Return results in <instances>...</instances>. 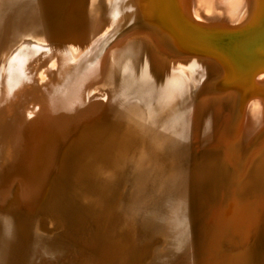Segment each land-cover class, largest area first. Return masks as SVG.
<instances>
[{
    "label": "bare ground",
    "instance_id": "obj_1",
    "mask_svg": "<svg viewBox=\"0 0 264 264\" xmlns=\"http://www.w3.org/2000/svg\"><path fill=\"white\" fill-rule=\"evenodd\" d=\"M111 2L113 0H0V85L9 79L16 59L15 53L19 49H42L41 45L77 39L81 34L90 35L100 29H113L116 22L117 25L124 23L128 18L127 13L130 14L131 11L123 13L120 23L114 22L116 6L115 1L113 5ZM223 2L224 0H131L132 7L128 10H133L136 15L155 24L165 21L167 9L172 10L174 6L181 7L185 13L191 11L198 20L204 17L203 13H212L216 10V5ZM260 11L259 17H256L250 27L230 33V41H235L232 52H224L227 44H213L225 54L224 60L236 64L242 74L248 73L246 91L250 88L252 92L258 90L255 83L261 85L264 82V6ZM223 21L225 19L221 22ZM165 30L163 26L159 29L161 32ZM151 31L141 32L143 34L136 39L137 47L145 49L144 60L149 65L143 79L141 78V89L135 92L137 94L134 95L137 96L133 99L121 95L117 101L112 97L99 110L100 117L112 111L114 118L98 136L89 139L77 151L73 161L70 160L61 192L57 195L53 192L50 196L45 193L39 198L41 187L46 192L45 178L49 175L42 170L39 174V170L34 171L39 174L33 175V178L36 176L35 179L27 177L29 179L19 181L20 177H17V182L6 192L0 193V264H35L38 245L43 240L51 247L65 248L69 264H152L156 255L152 243V222L139 223L134 218L131 203L136 195L143 199H157L162 204L163 218L156 225L159 232L167 234L168 228L177 225L180 219L186 224L185 229L181 230L180 242L173 247L175 258L172 264H264V107L260 106L258 99H253L247 106L245 104L243 110H239L241 113L239 112L238 121L234 124L232 118L223 117L218 112L219 123L209 138V155L204 159L199 158V154V157L193 155L189 148L191 141L201 131L199 129L208 127L210 130L208 120L212 116L211 110L215 112L216 108L211 100H207V96V99L201 100L197 97L199 100L192 103L191 98L187 97L183 81H180L182 79L170 80L166 77L167 66L163 61L167 62L171 58L163 45L167 41L162 43V38ZM187 33L192 34L193 31L191 33L190 29ZM170 34L172 37L173 33ZM96 39L95 37L94 42L97 44L101 38ZM171 42L176 44L177 39L172 38ZM135 44L132 47H136ZM97 45L99 48V44ZM238 46L244 49L239 50ZM99 50L96 52H101ZM72 56L76 58L75 61L80 62L76 65L77 72L73 78L66 79L64 83L62 81L60 87H51L50 93L54 97L49 95L51 103L44 116L48 122L39 124L38 121H27V113H5L0 116V150L11 149L18 143L22 146L33 139H42L43 147H39L44 152L45 143L52 137L51 132L58 130L54 135L63 134L60 131L67 124L62 121L66 114L72 117L81 113L84 115L83 112H90L93 107L95 110L102 103L100 101L98 104L93 99L100 95L99 89H107L109 95L112 94L116 87L113 77L108 73V57L101 61L100 69L96 66L100 60L98 64L94 62L98 70H94V76L90 75L91 79L86 77L87 74L83 79L85 72L82 71H85L83 66L86 62L83 65L79 55ZM85 58L89 57L86 55ZM141 61H138L139 64ZM170 62L174 64V61ZM245 64L250 69H246ZM199 65L201 66L200 62ZM227 69L231 70L230 67ZM74 79L81 83L74 87ZM88 81L91 85L84 88ZM201 88L199 87L200 90ZM233 103H236L235 100ZM90 117L86 119H91ZM78 119L81 121L84 118L82 116L80 119L78 116ZM52 124L49 132V125ZM81 126L71 132L75 137L83 133ZM40 131H44L42 136L38 135ZM5 152L11 154L13 151ZM48 152L50 151L47 150ZM11 156L12 154L9 157ZM63 160V153L57 160H53V176L59 177L64 173ZM53 176L47 180L49 185ZM137 190H140V194L135 193Z\"/></svg>",
    "mask_w": 264,
    "mask_h": 264
},
{
    "label": "rangeland",
    "instance_id": "obj_2",
    "mask_svg": "<svg viewBox=\"0 0 264 264\" xmlns=\"http://www.w3.org/2000/svg\"><path fill=\"white\" fill-rule=\"evenodd\" d=\"M114 1H115L114 6H116V10H115L116 15L114 16V18H115L114 22L118 21V23H120V20H121L123 13L131 11L130 14L127 13L128 18L125 20L124 23H122L125 25H122L121 23H120V25L119 24L117 25V22H116L114 28L109 29L110 31L105 30V29L103 31V29H100L101 31L99 30L97 33H93L90 35L81 34L80 38L68 39L66 41H62L61 43L46 44V45L38 44V45L42 46L41 47L42 49H36L35 48L34 50L31 49L30 51H28V48L27 49L21 48V49H19V52L15 53L14 59L15 58L16 59L15 60L13 59L14 65H12V67H11V71H10L9 76H8L9 79L7 81L2 82L0 85V116H3L5 113H6V115H8L9 112H13V113L16 112V113H19L20 115L22 113H24V114L27 113L28 114L27 121H38L39 124L42 122H45V121L48 122V120H46V118H44V116H45V111L48 108V105H50V103H51V99H50L49 95H51L52 98L54 97L52 95V93H50L51 87H54V86L60 87L61 86L60 83H62V81L64 83V81L66 79L73 78L77 72L78 67L76 65L79 64L80 62L75 61L76 58L74 56H72L73 54H77L80 56V58L82 59L81 61L83 62V65L86 62V64L83 66L85 68V71H82V72H85L83 79H85L86 74H87L86 77L88 76V78L91 79L90 75L94 76V70L96 69V66L98 69H100L99 65L103 62L105 57H108L109 64H110V69H109L108 73L111 76V78L113 77L112 79L115 83L116 88L114 89V91L112 92L111 95H109L110 93L107 91V89H99L102 92L100 91V93H99L100 95H96L97 99H96V96L93 95V97L95 96V98H93V99L95 101H98V104H100L102 102L101 105H99L100 107L99 106L95 107L96 108L95 110L93 109L94 108L93 107L92 108L93 111H91L92 110L91 109L90 112H87V113L83 112L84 115L81 113V115L72 116V117L69 116L68 114H66L65 120H62V121H64L63 123L66 122L67 124H65L66 126L65 125L62 126V129L60 131L63 134H65L64 136L60 132L59 133L61 135H54V134H56V132L58 130H56V132L55 131L51 132L52 126L54 124L52 122L53 124L49 125L50 126L49 128L47 127L49 132L52 133V134L50 133L51 134L50 136H52V137L50 138L51 140L48 138L49 141L47 143H45L46 145L43 148L44 152L46 149L45 153L41 149V147H43V143H44V141L42 139H40L41 142L43 141L42 143H40V141H38V139H33V141H29L27 144L22 145V146L18 145L19 143L17 142L18 144L14 145L11 149L10 148L8 150L1 149L0 150V154H1L0 156H2V158L0 157V167H1V169H4V170L0 169V173L2 172L0 175H3V177L0 176V179H1L0 180V184H1L0 185V193L6 192V190H8L9 187H11V185L15 183V181L17 182L18 181V179H16L17 177H20L19 181L22 179L25 180V179H29V178L33 180L36 178L37 175L40 174L41 170L47 171L46 173L49 175H47V178H45L47 185H45L44 188H46V192H43L45 189L43 190L41 187L42 193L40 191V193H39L40 196H38V197L39 198L42 197L43 195H45V193H48V196H50L51 194L55 193V195H57L61 192L62 182L66 178V175H67L66 171H68V166L70 164V160L73 161V158H75L77 151L79 152V150L82 148V146L89 139L94 138V136H98L107 127V125H109L111 123V120H113V118H114V114H112L113 113L112 111H111V113H108L107 115L105 114L106 116L104 115V116L100 117L98 115V114H100L99 110H102V108L107 105L110 98L113 97L114 99H117V101H118V99H119L118 97H120L121 95L122 96L127 95L133 99V98H135V96H137V95H134V94H137L135 92H137V90L139 91L141 89V86L143 85V81H141V80L143 79L142 77H144V75L146 74V71L148 70L149 65H148V62H146V60H144V59H146V55H144L145 53H143L145 49L144 48L140 49L139 47H137L138 41H136V39L138 37H140L141 34L144 33L143 31H146V30H152L151 32L156 33L158 37L160 36V38H162L161 39L162 43L167 41V42H165L166 44L164 43L163 45H164V47H166V51L168 52L169 56H171V58H170L171 60L167 59L168 60L167 62L163 61L167 66V68H166L167 70L165 72V73H167V74H165L166 77L170 80L173 78L182 79L180 81H183V84L185 85L186 90H187V97H189L188 99L191 98L192 103H195L196 101H198L199 99L201 100L202 98L207 99V97H208L207 100H211L210 101L211 104H213L214 108H216L215 112H214V110H211L212 116H211L210 120H212V121L208 120L210 123L208 125L210 130H208V127L199 129L201 131L199 133H197L196 135H194V138L191 141V144H190L191 146L189 148H190L193 155L198 156V154H199L200 157L199 156L198 157L202 158V159H204L205 156L207 157L209 155L208 146L211 143V141H209L210 140L209 138L214 133L215 128L217 127V125L219 123L218 112H220V114L223 117L228 116L229 118H232V121L234 124L235 122L237 123L238 117L241 113V111H239V110H243L247 106V104L253 102L254 100L256 101L258 99L257 101L259 102L260 106L264 107V100L262 99V98H264V82L262 83L263 85L262 84L257 85L255 83V85H256L255 87L258 89L257 92L256 91H253V92L250 91V88H249V91H246V90H248V86H247V81H248L247 79H249L248 73L242 74L236 64H233V62H231V61L224 60V58H226V56H224L225 54L222 53V51H219L215 46L217 44H220L223 46L225 44H227L226 47L224 46V48L226 49V51H224V52H227V51L232 52V49L235 47L234 46L235 41L234 40L230 41V39H229L230 33L233 34V32L235 33V32H240L242 30L244 31L245 29L250 27L255 22V20L259 17L258 14H260V12H261L260 10L264 6V0H246V1L245 0H239V1L237 0L236 2H233L232 0L231 1L230 0H224L223 3L216 5V7H215L216 10H214L212 13H206V12L203 13L202 15L204 17H200V18H198V20H197L196 16L194 14H192L191 11H189L188 13H185L181 7L177 6L178 7L177 8L174 6V8H172V10H170V8H169V10L167 9L168 15H167V17H165V21L161 22V21L157 20L158 22H156L155 24L153 22L151 23V21L147 20L145 17L143 18V16L136 15V13L133 10H128V9H130V7H132L130 4L131 0H113V2ZM113 2H111L110 4L113 5ZM258 4H259V6H258ZM237 6H238V8H237ZM254 10H255V12H254ZM208 17H209V19H208ZM222 18H224L225 21L221 22L222 20H224ZM217 20H219L218 21L219 23H217ZM129 21H131L130 25L132 27L129 25V23H128ZM178 22H180V23H178ZM195 22L198 24H196ZM209 22H212L214 24H212V23L210 24ZM199 23L200 24L202 23V25H200ZM203 23H204V25H203ZM216 24H218V25H216ZM158 25H159V27H158ZM161 26H163L166 29L165 32L159 31ZM184 26H185V28H184ZM125 27H126V29H124V30L126 32L123 30V28H125ZM127 28L129 30H127ZM183 28H184V31H183ZM186 28H187V30H186ZM141 29H143V30L139 31ZM190 29H191V33L193 31L192 34L187 33V32H189ZM196 30L200 31V33ZM99 32H100V34H99ZM115 32H116V34H114ZM141 32H143V33H141ZM197 32L199 34L195 35V33H197ZM203 32H204V34H203ZM207 32H209V33H207ZM128 33L130 35H128ZM164 33H165V35H163ZM170 33H173L172 37H171ZM95 35H97V36H95ZM194 35H195V38L193 37ZM204 35H206V36H204ZM198 36L200 37L201 40L203 38L204 42L201 41L200 39H198L199 38ZM95 37L97 38L96 40H99L101 38L97 42V44H99V46H100L99 48H98V45L96 44V42H94ZM102 37H103V40H102ZM126 37H127V39H126ZM189 37H190V39H189ZM172 38L177 39L176 44L175 43L173 44L171 42ZM205 39L209 40L210 43L212 42L211 44H212L213 48L211 47V44L206 42ZM112 40L116 44L114 42H112ZM100 41H101V43H100ZM117 41H119V42H117ZM86 42H88V43H86ZM112 43L114 45H112ZM64 44L66 46H64ZM134 44L136 47H132V46H134ZM213 44H215V45H213ZM105 45L109 48H107ZM204 45L206 48L204 47ZM208 45H210V46H208ZM47 46H49V47H47ZM113 46H114V48H113ZM93 47H95V48H93ZM198 47H200V48H198ZM238 47H240V46H238ZM62 49H64V50H62ZM81 49H83V50H81ZM241 49H244V47L239 48V50H241ZM25 50H27V51L25 52ZM88 50H90V52ZM98 50L101 52H96ZM133 50H134V52H133ZM82 51H84V52H82ZM237 51H238V49H237ZM67 52H69V53L71 52L70 53L71 55ZM79 52L82 53L83 55L80 54ZM179 53H180V55H179ZM88 54H90V55H88ZM126 54H128V55H126ZM176 54H177V56H176ZM86 55H87V58L89 57L88 59L85 58ZM195 55H197V56H195ZM99 56H101L102 58L100 57V59H99ZM112 56H113L114 60H113ZM143 56H144V58H143ZM92 58H93V60H92ZM138 58H139V60H138ZM186 58L187 59L189 58L190 61L187 60ZM140 59H142V61ZM174 59H177V60H174ZM184 59H185V62H184ZM99 60H100V62H99ZM196 60H197L198 64H197ZM138 61H141L140 64ZM170 61H174V64H173V62H170ZM92 62H93V64H92ZM94 62H97V64L99 62V64L95 66ZM126 62H127V64H126ZM132 62H133V66H132ZM136 62H137V64H136ZM145 62L147 65H145ZM182 62H183V64H182ZM199 62L201 64V66L199 65ZM118 64H120V65H118ZM177 64L178 65L180 64L179 65L180 67ZM142 65H144V66L141 67ZM182 65L185 67H183ZM89 66L92 70L90 68H88ZM175 66H176L177 70H176ZM188 66H189V68L190 67L191 68L188 69ZM226 66L230 67L231 70L229 71ZM92 67H95V68H92ZM200 67H201V69H200ZM184 68H186V69H184ZM245 68L250 69L248 64H245ZM98 69H96V70H98ZM87 71H89V72H87ZM174 71H176V73H174ZM202 71H203V73H202ZM199 73H201V74H199ZM168 74H169V76H168ZM74 80L76 81V82H73V83H75L74 87L81 83L76 79H74ZM184 80H185V82H184ZM83 84L84 83L82 82V85ZM88 85H91L90 81L87 82V85L84 86V88L89 87ZM199 87L205 88L206 90L205 89L202 90V88L200 90ZM84 88H83V90H84ZM253 88H252V90H253ZM131 90H133V91L130 92ZM191 90H192V92H191ZM208 90H209V92H208ZM189 91L191 92V94H189L190 93ZM206 91H207V93H206ZM218 92H220V94ZM233 93H234V95H233ZM104 94H105V96H103ZM195 96H196V99L194 98ZM225 96L226 97L228 96V97L226 98ZM234 96L236 99L234 98ZM91 97H92V95H91ZM197 97L199 99H197ZM212 97L215 98V100ZM99 98H100V100H98ZM224 98L226 100H224ZM251 98H252V100L250 101ZM110 100H112V99H110ZM193 100H195V101H193ZM234 100L236 103H233ZM48 102H49V104H48ZM222 102H224V103H222ZM261 102H262V104H261ZM233 104H235V105H233ZM245 104H246V106H245ZM192 105H193V107H195L194 104H192ZM235 106H236V108H235ZM232 111H235V112H232ZM78 116H80V119H82V116H83L84 122H83V120H81L82 122L79 121ZM87 117H90L91 119H86ZM76 119H78V120H76ZM34 123H36V122H34ZM60 123H62V122H60ZM72 123H73V125H72ZM76 123L78 126H81L80 124L82 123L81 127H83V133L77 137H75V135L73 133H71L74 131V129L76 130V128H78ZM69 124H70L71 128H70V126H68ZM83 124H84V126H83ZM67 126L69 128H67ZM67 130H68V132H67ZM202 130H204V132ZM69 131L71 134L69 133ZM205 131H207V132H205ZM40 132H38V133H40V134H38L39 136L42 133H44V131H40ZM64 137H65V139H64ZM59 139L62 141V143ZM81 142H82V144H81ZM58 143H60V144H58ZM72 143H73V145H72ZM47 144H48V146H47ZM39 146H41V147H39ZM54 147H56V148H54ZM14 149H15V151H14ZM54 149L55 150L57 149V150L55 151ZM47 150L50 152L47 153ZM51 150H53V151H51ZM60 150H61V153H60ZM5 151H9V152L13 151L14 153L12 152L11 153L12 156L9 157L11 154L8 152L6 154ZM38 153L39 154L41 153V154L39 155ZM53 153H55V154H53ZM62 153H63V157H64V160H63V172L64 173H62L59 177H55V176H53L54 167H52V166L55 165V161H53V160H57V157ZM43 154L47 158H45ZM42 156L44 159L41 158ZM48 156L52 157L53 160H52V158H49ZM40 158H41V160H40ZM50 160H51V163L49 162ZM200 161H201V159H200ZM36 166H37V169H36ZM46 166H48V167H46ZM43 169H45V170H43ZM34 171H37V172L39 171L38 172L39 174L37 172L34 173ZM33 175H36V176H34V178H33ZM52 176H53V178L51 179L52 182H51V185H49L47 183V180L49 181ZM27 177H29V178H27ZM4 178H5V181H4ZM8 179H10V180H8ZM2 189H3V191H2ZM136 192L138 194H140V190L135 191V193ZM146 200L148 202H146ZM156 200L157 199H155V200L143 199V198L136 195V199L134 200V202L131 203V205H132L131 209L133 210L132 214H133V216H135L134 218L137 221H139V223L142 221H143V223H146V224L148 222H152L151 223V226L153 228L152 233L154 234L153 239H152L153 240L152 243L155 246V252H156V255H154V258H153L154 260H153L152 264H172L174 262V258H175V253L173 252V247L176 246L180 242L181 230L185 229L186 224L184 223V221L182 219H180V220H178L177 225L174 224L168 228L167 234L159 232L158 231L159 228L156 225H157V222L162 221V218H163L162 209L163 208H162V204H159L160 203V202H158L159 200H157V201ZM138 201H140V204ZM145 206H146V208H143ZM154 209H156V210H154ZM139 216H140V219H139ZM169 229L172 233L169 231ZM170 235H171V238H170ZM39 244H40V245H38L39 248L38 247H37L38 249L36 248L37 249L36 253H37L38 258L36 257L35 262H34L35 264H69V255L67 254V251L65 248L61 249L60 246H57L55 248L51 247L44 240L41 241ZM42 258H43V260H42Z\"/></svg>",
    "mask_w": 264,
    "mask_h": 264
}]
</instances>
